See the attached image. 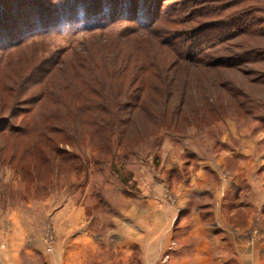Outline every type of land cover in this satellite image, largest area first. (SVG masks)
<instances>
[{
    "label": "trees",
    "instance_id": "trees-1",
    "mask_svg": "<svg viewBox=\"0 0 264 264\" xmlns=\"http://www.w3.org/2000/svg\"><path fill=\"white\" fill-rule=\"evenodd\" d=\"M67 1L73 9V6L77 8L74 10L85 12L83 19L89 16V10L92 14L93 8L94 13L108 18L112 15L130 16L126 8H138L140 3L145 7L140 10L138 18L146 14L149 27L130 29L131 32L121 35H124L123 41L114 45L102 42L100 48L93 52L87 46L80 51L71 50L49 63L47 69L43 64L36 72L32 71L34 75L23 77L20 90L11 96V100H7L9 96L6 100L0 99V165L15 166L25 180H30L33 171L43 167L62 171L67 164L69 169L78 173L77 162L81 156L86 157L87 146L96 158L107 162L108 159L116 160L117 155L126 159L145 142L160 143L172 131L182 133L190 127V120L199 118L202 122L205 119L212 127L220 121L218 128L232 114L245 124V118L254 120V123L260 120L259 111H264V100L259 98L256 101L255 91L251 89H264V80L245 81L248 76L243 69L248 64H259L264 70V47L238 45L239 53L234 61L231 58L214 59L206 50H212L229 37H247L249 41L257 40L264 44V0H186L179 3V9L172 11L171 17L188 12L187 6L191 3L190 8H195L192 16L199 18L194 31L199 34L207 32L217 42L187 57L179 55L184 47H176L182 34L176 35V40L168 39V34L164 38L160 36L164 32L160 33L158 24L164 26L167 18H171L163 14V4L172 0H118L117 3L114 0H85L81 6L77 4L79 0ZM22 2L29 6L30 16L34 19L36 12L34 14L32 6L41 7L36 3L30 4V0L16 1L17 6L20 7ZM46 2L48 4L42 8L45 10L42 13L52 22L38 25L52 27L58 22L57 16L61 21L63 19L58 14V7ZM88 2L91 3L89 6L86 5ZM0 8V15L1 12L7 13L6 18L10 21L13 13L9 14V10L12 9ZM20 11L16 14L24 15ZM76 11L70 16L78 19ZM24 17L29 16H22L17 23L10 22L13 26L11 31L1 26L2 46L5 44L12 49L17 46L15 41L41 34L47 28L35 26L34 29L36 22L30 18L27 25ZM133 19L131 22H137ZM145 22L144 19L140 26ZM15 24L20 25L15 28ZM153 28L155 31H151ZM145 30L157 33V43L153 46L147 38L143 39ZM152 70L158 74L169 73L166 78L168 84L163 91H159L157 84L151 87L147 83ZM182 74L183 77H179ZM209 79L211 84H206ZM192 84L195 87L192 88ZM15 85L18 87L19 84ZM16 102L28 108L19 110ZM11 103L16 106L12 107ZM49 105L51 110L43 111Z\"/></svg>",
    "mask_w": 264,
    "mask_h": 264
},
{
    "label": "rangeland",
    "instance_id": "rangeland-1",
    "mask_svg": "<svg viewBox=\"0 0 264 264\" xmlns=\"http://www.w3.org/2000/svg\"><path fill=\"white\" fill-rule=\"evenodd\" d=\"M16 1L21 2V0H0V7L11 8L9 14L13 13L10 15L11 20L8 21L7 13L1 12L0 31L1 26L6 27L7 31H11L13 26L10 25V22L17 23L22 16H29L23 18L27 21V25L30 18L33 23L36 22V25L33 24L34 29L35 26L39 29L47 27L38 25L39 23L45 25L50 21L49 17L43 16L42 13L45 11H42V8L48 4L46 1H50L54 7H58V14L63 20L61 21L57 16L56 25L48 26L42 31L43 33L26 37L22 41L20 38L19 41H15L17 46L12 49L4 46L5 44L3 46L0 44V99L5 98V100L8 96L7 100H11V96L20 90L23 83L22 78L26 75H34L32 71L36 72L40 65L45 64L44 68L47 69L49 63L55 62L62 55L70 53L71 50L80 51L84 46L91 48L88 50L93 52L100 48L102 42L106 45L107 43L117 44L118 41H123L124 35L121 36L122 34L127 31L131 32L132 29H140V27L148 28L150 22L148 19L146 20V14L140 15L138 18L140 10L143 11L145 7L140 3H138V8L134 9L126 5V13H129L130 16L112 15L108 18L94 13L95 8H93L92 14L89 10L87 12L89 16L86 15V18L83 19L85 12L74 10L76 7L73 6V9L67 0H30V4L36 3L41 7L38 9L36 5L32 6L34 14L36 12L33 19L30 16L29 6L22 2L18 7ZM84 1L79 0L77 4L81 6ZM114 1L117 3L121 0ZM161 1L163 0L158 2ZM183 1L186 0L162 3L163 14L166 17L169 16L172 11L179 9L177 5L183 4ZM90 4L88 2L86 5ZM149 4H152L151 1ZM190 6L191 3L188 4V12L185 14L177 13L172 17L170 15L171 18H167L168 22L164 26L161 23L158 24L160 33L164 32L160 35L162 38L168 34V39L176 40L175 36L182 34V38L178 39L176 44V47H184V50L179 54L182 57L196 55L204 50L206 45L208 48L216 41L207 32L199 34L194 31L198 26L195 22L199 18L197 15L192 16L191 13L195 11V8L194 6L190 8ZM21 9L24 10L20 11ZM69 10L71 12L68 13ZM73 10L76 11L78 19L70 16V13H74ZM19 11L24 15L16 14ZM129 17L131 19H128ZM87 18L90 20L87 21ZM133 18H138L135 20L137 22H131L134 20ZM144 19L145 24L140 26V23H144ZM51 22L52 19L49 23ZM19 25L15 24V28H18ZM145 31L147 32H144L143 39L147 38L151 41L150 46L156 44L157 33L151 32L155 31L154 28L151 31ZM88 41L90 42L88 43ZM248 41L247 37H229L222 44L206 51L214 59L227 60L231 58V61H234V57L239 53L238 45L248 44L251 48L264 47V44L257 40ZM184 65L186 64L184 63ZM260 67L263 66L259 64L245 65L243 70L248 76L244 78L245 81L264 80V70ZM151 72L153 73L152 77L148 79L147 83L151 87L157 84L159 91H163L165 84H168L166 78L169 77V73L165 71L158 74L155 70ZM197 73L202 72L198 71ZM179 77H183V74ZM211 81L209 79L206 84H211ZM193 82L199 83V81ZM15 84H19L18 87ZM193 87L195 86L192 84ZM3 88L8 90L3 91ZM251 90L255 91L256 101L259 98L264 100V89L256 87ZM16 104L12 105L11 103L10 105L20 107L19 110L28 108L20 106L17 102ZM194 104L197 103L194 102ZM49 110H51L50 105L43 109L45 112ZM259 112L260 120L257 123L245 118V124L232 114L223 120L224 124L219 128L220 121L218 125L212 127L205 119L200 122L198 118V123L196 120H190V127H187L182 133L172 131L168 134L165 132L167 135L160 140V143L159 141L145 142L126 159L121 158L122 155H117L116 160L108 159L109 161L102 162L103 158L101 160L96 158L87 146L86 157L81 156L77 162L80 170L78 173L69 169L67 164L62 171H56V168L52 167H43L33 171L30 180H25L23 173L20 170L17 171L15 166L0 165V264H141L138 250L133 249L132 255H126L131 248L127 246L129 242L126 241V233L122 230L124 227L119 225L120 219H125L126 213H129L131 208L141 209L146 206L147 195L157 194L156 189L162 184L163 178H165V189H167L163 191V195L166 196L169 204H174L177 196L171 193L174 186L179 183L190 185L192 180L189 170L181 167L184 164L182 162L188 161L195 155L205 162L213 159L215 142L227 130L226 121H229L232 128H235V123L247 133L259 129L264 134V111ZM149 142L150 144H148ZM68 150L71 151V148ZM92 155L94 156L91 157ZM14 221H17L18 224L21 221L27 228L30 226L28 231L14 233ZM163 260L165 264H171L169 257L164 259L161 257L160 262Z\"/></svg>",
    "mask_w": 264,
    "mask_h": 264
},
{
    "label": "crops",
    "instance_id": "crops-1",
    "mask_svg": "<svg viewBox=\"0 0 264 264\" xmlns=\"http://www.w3.org/2000/svg\"><path fill=\"white\" fill-rule=\"evenodd\" d=\"M228 122L213 159L182 162L192 180L174 186V204L163 195V178L146 206L120 219L127 256L136 249L141 264H165L161 257L171 264H264V134ZM28 228L13 222L16 234Z\"/></svg>",
    "mask_w": 264,
    "mask_h": 264
}]
</instances>
